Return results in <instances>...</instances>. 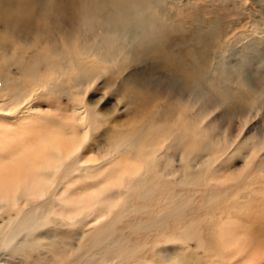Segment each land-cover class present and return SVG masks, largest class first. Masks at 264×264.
Masks as SVG:
<instances>
[{"label": "rangeland", "instance_id": "374dc122", "mask_svg": "<svg viewBox=\"0 0 264 264\" xmlns=\"http://www.w3.org/2000/svg\"><path fill=\"white\" fill-rule=\"evenodd\" d=\"M159 2L161 3V1ZM81 5L83 6L81 7ZM105 6L110 7L107 3ZM101 8H98V12L90 0H0V36L2 37V39L0 37V43H3V45L0 44V48L7 47L4 48L5 51L0 49V119L5 115L11 120L6 124L5 129L11 130L16 126L27 127L32 130L30 132L35 135L33 139L36 142L40 139L41 134L45 135L41 131L46 130L48 126H52L53 131L60 127L65 128L66 131L71 130L78 118L74 108L77 105L82 107L87 104L89 113H94V130L91 136L86 138L81 132L82 126L76 127V133L83 134V151L81 155L77 156L79 158L74 164L73 170L69 169L71 161L68 162V167L62 170L59 182L64 186L66 182L64 175H66L70 180L68 185L72 184L71 180L75 176L81 178L82 183H87L90 171L88 166L98 164L95 169V177L92 179L95 187L101 189L102 192L107 190L104 191L107 194L112 189L116 193L114 191H110V193L117 196H113V199L118 198L117 206L116 199L112 200L114 204L111 203L114 206L109 204L110 202L107 203L108 207H113L110 208L109 214L110 217L115 216L111 219L107 214L104 216L106 217L104 222H100L103 221V216L99 220H95L92 215L90 216V211L93 210V206H90L92 208L89 207L88 212L82 209L70 219L63 220L54 217L57 222H55V226L48 229L53 233L51 239L43 238L46 239L43 240L36 233H32L27 234L26 242L34 243L35 250L41 249L43 242L56 241L55 232L62 235L68 252H71L67 255L68 257L66 256L65 264H85L86 262V264H104V262L108 264L113 261L116 264V262L121 263L124 260L115 256L117 254L112 243L115 239L116 242L122 244L125 254L128 253L126 251H131L130 255L128 253L129 258L125 255L126 260L123 264H129V261L130 264H154V262H156L155 264H165L160 249L173 246L170 243H173L174 240L177 242L178 238V242L174 243L181 249L178 251L179 253L175 254L177 257H185V261L188 260L186 263L190 261L189 259L195 261L194 259L197 258L203 264H213L215 262L213 254L206 253L205 249L200 247L199 237L196 236L199 231H203V233L209 231L211 234L218 233L220 229L225 231L227 225L232 226L229 220L231 214L230 216H237L247 221L251 232L250 234L247 230V236L253 241L263 240L259 241L262 242L259 243V246L255 245L257 243H253L256 247L253 245L252 247L257 249L256 252L259 251L260 263L264 264V143H261L264 142V0H169L165 7L169 11L168 15L165 16V20L160 18L159 20L164 30L173 31L176 35L186 37L183 43L177 45V48L184 50V53L179 57V63L173 65L164 62L160 51L156 48H153L147 61H142L139 64L137 60L132 64H129L130 60L117 65L108 64L99 59L94 60L82 56V61L86 63L84 68H87L86 71L89 74L85 81L87 80V83H91V85L87 86L84 81L77 87L76 67L71 62L80 59L77 56L78 54L81 56V49L84 48L76 43L77 31L79 27L82 28L81 30H85L84 34L88 36H85L86 40H93L95 34L102 31L99 20L103 16L101 11L108 9ZM85 10L86 15L90 17L85 15ZM93 11H95V15ZM94 16L95 18H93ZM212 19L215 20L210 24L222 30L220 43L223 44V50L217 57L218 52L211 57L205 56L203 49L200 48L202 51L200 53L197 47V41L199 42L197 20L204 29H207L209 26L206 25V22ZM82 21L83 23L80 24ZM84 24L85 26H83ZM64 29L67 30L64 31ZM39 32L40 35H38ZM45 32L46 34H44ZM4 34L12 39L11 42ZM31 36L33 39L35 38L34 41ZM17 40L19 42H16ZM27 40L31 44L22 43V41L26 43ZM15 51L18 53L14 56ZM10 53H13V56H10ZM93 65L95 66L93 67ZM67 66L68 68H66ZM57 70H61V73L59 74ZM134 70H139L138 73L142 77L146 76L149 83L147 84L144 80L138 83H128L126 76ZM95 72H97L96 75L90 77ZM9 73H11L10 78L12 77L14 80L18 78L16 81L19 83L16 96L13 98L7 90L4 92L1 89V85ZM12 74L14 75L12 76ZM55 78L56 80H54ZM31 82L38 83L32 84ZM39 83H43V85L39 86ZM13 99L16 103L14 109L20 110L19 116L13 114L14 119L11 113H2V107H7L9 101L11 102ZM105 100L107 102L102 104L101 101ZM185 113L187 118L184 117ZM18 117H21V120H18ZM0 125L1 138L4 139L5 136L10 138L8 135L11 134H5L7 131L2 128V120H0ZM16 133L19 135V132H15L14 135H17ZM11 140L17 142L14 138ZM19 142H24V140H19ZM257 143L261 144L257 145ZM68 145L70 146V144ZM195 145L196 147H194ZM258 146H260L259 149ZM48 148L50 153L57 155V152H54L50 146ZM125 152L130 159L129 166L135 165L139 170L133 171V175L131 172L129 174V171H123L119 180L107 179L110 174H107L106 171L109 169V162L112 158L113 164L110 168L119 166V157H115L113 154ZM47 177H53V174L47 171ZM102 181H104L105 188L101 185ZM148 184L152 189L149 187L147 190ZM156 186L159 188L156 189ZM55 188L56 185H52L47 196H44L48 199L47 203L51 207L58 205L57 196L54 193ZM152 190L156 192H152ZM42 201L43 199H39L35 203L31 202L28 206L33 207ZM125 201L128 202L125 203ZM120 203L121 206H119ZM101 206H97L98 209ZM104 206L106 207V205ZM104 206L100 209H103ZM122 206L123 209H121ZM128 206L131 209L134 207L133 212H135L132 214L130 210L129 214L124 217V214L129 211ZM125 208L128 209L124 212ZM137 208L144 214L140 213ZM111 210L114 211L111 212ZM21 211H15L13 217L22 214ZM120 211H123L124 214L120 215ZM147 211L150 212L149 215ZM118 215H120L119 219L123 217L119 220L121 224L123 222L122 225L120 224L123 228L119 226L120 222L114 219ZM140 215L142 218L144 217L142 219H145L144 221L141 220ZM175 217H179L180 220ZM88 218L90 220L86 221ZM224 219L228 221L222 222ZM107 222L111 228L114 226V230L110 229ZM110 223L112 224L110 225ZM125 223V226L130 229L124 226ZM130 223L133 227L128 225ZM194 223L195 225H193ZM103 224L108 226L107 229L104 228L106 231L99 226ZM115 226L117 227L115 228ZM41 229V232H44L42 226L39 227V230ZM96 231L97 233H95ZM136 231L138 232L136 233ZM111 234H115V238L111 239ZM130 235L131 237H128ZM183 236L189 240H183ZM168 237L169 239H167ZM217 237L220 238L219 233ZM213 238L215 237L213 236ZM81 247L85 252H81L82 255L79 254ZM180 251L183 253L181 254ZM201 251L206 256H202ZM38 253L39 251H36L35 255L37 256ZM47 257L53 258L55 253L50 251ZM93 257L95 259H91ZM75 259L77 260L75 261ZM90 260L93 261L90 262Z\"/></svg>", "mask_w": 264, "mask_h": 264}, {"label": "bare ground", "instance_id": "6f19581e", "mask_svg": "<svg viewBox=\"0 0 264 264\" xmlns=\"http://www.w3.org/2000/svg\"><path fill=\"white\" fill-rule=\"evenodd\" d=\"M159 1H161V3ZM168 1L169 0H96V1L94 0L93 2L97 3V4H94L92 2V0H90V3L93 5L94 8H96L98 10V12H99L98 8H101V7H104V9L108 8L107 6H105L106 3L109 4L110 7L107 10H105V11H103V10L101 11L100 10L101 13L103 12V16L102 17L98 14V16L101 17L99 20H100V27H101L102 31L99 34H95V37H94L93 40H86L85 36H87V35L84 34L85 30H81L82 28L79 27V29L77 31V35H76V39H75L76 43L81 48H82V46L84 47L83 49H81V56L79 54L77 56L80 59H77V60L71 62V63H73L72 65L76 67L75 74L77 75V78H78L77 87H79V85L81 83H84L85 79L89 76V74L86 71L87 68H84V67H86V63H84V61H82V56L84 58L88 57V58H91V59H94V60L99 59L100 61H102L104 63H108V64L109 63H114V64L117 65V64L122 63V62H124L126 60L127 61L130 60L129 64L135 63V61L137 60V63L139 64L142 61H144V62L147 61L148 60L147 58L150 55V53L152 52L153 48H156V49H158L160 51L161 57L163 58L164 62L169 63V64H173V65L176 64V63H179V57L181 56V54L184 53V50L180 49V48H177V45L183 43L185 41L186 37L185 36L176 35V34L173 33V31L168 32L167 30H164V27H163L162 23L159 20V18L162 19V20H165V16L168 15L169 11L165 8L166 7V3ZM82 6L83 5H81V7ZM101 9H103V8H101ZM50 11H49V13H50ZM93 13L95 15V11H93ZM173 14H175V13H173ZM173 14H171V16H173ZM236 14L238 15V13H236ZM82 15H80V16H82ZM85 15H86V10H85ZM86 16H88V15H86ZM98 16H96V17H98ZM88 17H90V16H88ZM48 18H49V16H48ZM51 18H52V16H51ZM93 18H95V16ZM214 20L215 19H212L211 21L206 22V25L209 26V27H207V29H204L202 27V25H200V22L197 20V23L199 24L198 29H197V39L199 40V42L197 41L198 52L201 53L203 51L205 53V56L208 55L210 57L213 54H216L218 52V54L216 55V57H217L223 50L222 49L223 44L220 43V36H221L222 30L217 28L215 25L210 24ZM86 22H87V20H86ZM86 22H84V23H86ZM81 23H83V21L80 22V24ZM76 25H78V22H76ZM79 26H81V25H79ZM83 26H85V24ZM85 29H87V28H85ZM41 30H43V29H41ZM66 30L64 29V31H66ZM1 31L5 32V30H1ZM5 33L7 34L8 32H5ZM44 34H46V32ZM38 35H40V32L38 33ZM5 36H7V35H5ZM33 36L35 37V35H33ZM28 37H29V35H28ZM9 38L10 37H8V39ZM1 39H2V37H1ZM34 39L32 37L33 41H34ZM11 40L12 39H9L10 42H11ZM14 40H15V37H14ZM25 40H26V38H25ZM6 41H5V44H6ZM23 41H22V43H24V44H27V43L31 44V42H29V40H27L26 43L23 42ZM16 42H19V40H17ZM20 43H21V41H20ZM0 44L3 45V43H0ZM14 44H16V43H14ZM16 45H14V46H16ZM4 48H7V47L3 46V49H2V47L0 49H2V51H3ZM16 48H18V46H16ZM24 48H26V47L24 46ZM200 48H202L203 50L200 51ZM21 50H22V47H21ZM16 51H15L14 56L16 55V53H18ZM10 54H9L10 56H13V53H10ZM5 57H7V56H5ZM216 57H215V59H216ZM4 59H6V58H4ZM8 59H9V57H8ZM8 59H6V60H8ZM1 64L3 66V63H1ZM94 66L95 65H93V67ZM66 68H68V66ZM2 70H3V68H2ZM48 70H50V69L48 68ZM139 70H134V71L130 72L129 74H127L126 79H127L128 83H130V82L138 83L141 80H144L147 84L149 83L148 79L146 78V76L142 77L140 75V73H138ZM60 71L61 70H59V71L57 70V72L59 74L61 73ZM62 72H63V70H62ZM5 73H6V70H5ZM96 73L97 72L92 73L90 75V77H94L96 75ZM10 74L11 73H9L7 75V77L4 79L3 85H1V87H2L1 89L4 92H5V90H7L11 94V97L13 98V97L16 96V92L18 90L19 83L16 81V80H18V78H16V80H14V79H12V77L10 78V76H9ZM13 75L14 74H12V76ZM20 77H22V76H20ZM56 78L54 80H56ZM60 79H62V78L60 77ZM57 82H59V81H57ZM34 83L36 84L38 82H34ZM34 83H32V84H34ZM85 83H86L87 86L91 85V83H87V80L85 81ZM40 84L43 85V83H39V86H40ZM25 85H24V87H26ZM61 85L63 86V84H61ZM42 90H44V89H42ZM24 93H26V92H24ZM122 96H123V94H122ZM33 97H35V96H33ZM123 103H124V100H123ZM82 104H83V102H82ZM86 105L87 104H85L84 106H86ZM15 106H16L15 99H13L11 102L9 101L7 107L6 106L2 107V113L3 114L4 113H11V115L14 114V115L19 116L20 115V110L14 109ZM84 106L78 107V105H77V107L74 108L75 109L74 111H76L75 114L78 116V118H77V121L73 124V127H72L71 130H67L66 131L65 128H61L60 127L59 129H55L53 131L52 130L53 128H51L52 126L51 127L48 126V128L46 130L44 129L43 131H41V133H43L45 135L41 134L40 135V139L38 141H36V142H34V139H33V137L35 138V135L30 132L31 129H29L27 127H23V126H16L13 129H11V130H9L8 128L5 129L6 124L10 123L11 120L9 119V117H7L5 115H3V118L0 119V120H2V124H3L2 128H3V130H6L7 133H5V131H3V132L5 134H7V135H8V133L11 134V135H8V136H10V138L7 137V136L4 137V139L8 138L7 140H4L3 138H1L2 136L0 135V264H65L66 263L65 262L66 261V256L69 255V253H71V252H68L67 245L64 242L63 237H62L61 234H58V233L54 232V237L56 238V241L55 242L54 241L53 242H43V245H42L43 247L41 249H38V250H35V246H33L34 243L31 244L30 242H28V243L26 242L27 234L36 233L42 239L43 238L51 239V237L53 236V233L51 231H48V229H50L52 226H55V224H56L55 222H57V221H55L54 217L55 218H59V219H63V220H65L67 218L70 219V217L74 216L77 212H79L82 209L87 211L90 206H93V210H91L93 212L90 211L91 214L90 213L89 214H90V216L92 215V217L95 218V220H99L103 216V219H102L103 221H100V222H104L105 221L104 219L106 218L104 216H106L107 214H108L109 219H111V217L115 216L114 215V216L110 217V214H109L110 208H113V207H108V205L113 202L112 200L116 199V198L113 199L114 198L113 196H115L116 194L110 193V191L113 192L114 190L111 189L110 191H108V194L105 192L106 193V195H105L104 191H107V190H103V192H102L101 189H98V188L95 187L94 181H92V179L95 177V169L97 168L98 164H96V166H94V165H89L88 166V169L90 171L88 172L89 181H87V183L86 182L82 183L81 178H76V176H75L76 179L74 178L73 180H71L72 184L68 185L70 180H68V177L66 175H64V179L66 181L64 186L59 182V179L61 178L62 170L64 168L68 167V162L71 161V165H69V169L73 170L72 168H73L74 164L78 161V158H79L77 156L81 155L82 151H83V146H82L83 145L82 144L83 134L82 135H78L76 133V130H75V129H77L76 127L82 126L81 127V132L84 133L86 138L91 136V134H92V132L94 130V126H95L94 115H93L94 113H92V112L89 113L90 111L88 110L87 106L86 107H84ZM200 112H201V109H200ZM14 115H13V119H14ZM63 116H64V114H63ZM184 117L185 118L188 117V116L186 117V113H185ZM18 120H21V117H18ZM177 120H178V118H177ZM172 124H174V123H172ZM15 132H19V135L17 133H16L17 135H14ZM23 136H25V137H23ZM21 137H23V138L21 139ZM12 138L16 139L17 142L15 143L14 140H13L14 141L13 142L11 140ZM30 138H31V140H29ZM213 138H216V137H213ZM19 140H24V142H19ZM212 140H215V139H212ZM6 141H8V142L6 143ZM3 142L6 143L5 144L6 146H4ZM261 143L263 144L264 142H261ZM68 144H70V146ZM258 144L259 143H257V145ZM156 145H157V143H156ZM48 146H50V148H52L54 150V152H57V155H53V153H50L51 151L49 150ZM194 147H196V145ZM257 148L259 149L260 146H258ZM126 154H127L126 152L125 153H119V154H116V155L113 154V156L119 157V160H118L119 166H116V167H114L112 169L110 168V166L113 164V162H112L113 158H112L111 162H109V164H110L109 169L106 171L107 174H110V176L107 179H109V180H119L120 177L122 176L123 171L124 172L129 171V174H130V172L132 174L133 171L135 172V170L138 169V168H136L135 165L134 166L133 165L129 166L130 159L126 156ZM182 154H184V153H182ZM249 158H250V156H249ZM82 163L84 164V161H82ZM128 166H129V168H128ZM51 169H54V170H51ZM152 170H154V169L152 168ZM47 171H48V173L53 174V177H47ZM256 171H258V170L256 169ZM145 176H146V174H145ZM81 177H82V174H81ZM132 177H135V176H132ZM161 180H163V179H161ZM193 180H195V179H193ZM179 183H180V181H179ZM115 184H117V183H115ZM52 185H56V188H55L56 191L54 193L57 196L58 205H55V207H51L50 205H48V203H47L48 199L44 197V196H47L48 192L50 191V187ZM101 185L105 188L104 181L101 182ZM149 185L150 184H148V187L146 186L147 190H148L149 187L151 188V186H149ZM157 188H159V187L156 186V189ZM187 188H189V187H187ZM139 190H141L140 187H139ZM125 191H126V189H125ZM135 192H134V195L137 194V192H136V194H135ZM140 192H142V191H140ZM152 192H156V191L152 190ZM171 192H172V190H171ZM103 193H104V195H103ZM114 193H116V192L114 191ZM161 193H162V191H161ZM115 197H117V196H115ZM132 197L133 198H137L136 196L135 197L132 196ZM161 197H163V196H161ZM120 198L121 197L119 196V199ZM39 199H41V200L43 199V201L41 203L35 204L34 206L32 205L33 207L28 206L31 202L35 203ZM117 199L115 200L116 201V206L118 205L117 204L118 203ZM130 200H132V199H130ZM211 200H212V198H211ZM119 201H122V200H119ZM154 201L156 202L155 199H154ZM126 202H128V201H125V203ZM107 203H109V204H107ZM113 204H114V202H113ZM113 204H111V205H113ZM100 205H102L101 207L106 205V207L104 206L103 209H100L101 207H99V209H98L97 206H100ZM119 206H121V203H120ZM171 206H173V205H171ZM171 206H169V207H171ZM91 208L92 207H90V209ZM180 208H181V206H180ZM121 209H123V206H122ZM126 209H128V208H125L123 211L125 212ZM133 209H134V207L132 209L129 207L128 213L124 214L123 211L122 212L120 211L119 213H120V215H121V213L124 214V217H126L125 215L129 214L130 210L132 211V214L135 212V211L133 212ZM137 209H139V208H137ZM152 209H153V207H152ZM17 210H22L21 211L22 214L20 213L16 217H13L14 212L17 211ZM112 211H114V210H111V212ZM173 211H175V210H173ZM114 213H117V212H114ZM136 213H138V212H136ZM140 213H142L141 210H140ZM140 213H138V214H140ZM149 213L150 212H148V215H149ZM89 214H87V215H89ZM142 214H144V213H142ZM85 215H84V217L86 218ZM111 215H112V213H111ZM120 215H118L114 219H116L118 221L121 220L123 217L121 219H119ZM230 215H229V220H230L232 226L227 225V227L225 228V231L223 229H220L219 232H218L220 238H222L223 240H221L220 238L217 237L218 233L211 234L209 231H205L204 233H203V231L202 232L199 231V233H198V235L196 237H199V241H200L199 245H200V247L205 249L206 253L213 254L214 261H215L214 263H217V264H225V263H227V264H261L260 263L261 262L260 253H258L259 251L256 252L257 249H255L254 247L259 246V243L260 244L262 243V242H259V241H263V240H259L258 242L257 241L256 242L253 241L249 236H247L248 235V233H247L248 231L251 234V232H250V230L248 228V225H247L248 224L247 221L242 220L241 218H239L237 216L235 217L233 215L232 216H230ZM140 216H141V220H142L144 217L142 218V215H140ZM168 216H170V215H168ZM146 217H148V216H146ZM9 218H10V220H7ZM138 218H139V216H138ZM175 218H177V217H175ZM175 218H174V220H175ZM133 219H135V218L133 217ZM151 219H154V218L152 217ZM177 219H179V217ZM87 220H90V218L86 219V221ZM126 220H128V219H126ZM144 220H142V221H144ZM112 221H113V219H112ZM129 221H130V219H129ZM227 221L228 220L224 219L222 222H227ZM108 222H110V221H108ZM155 222H154V224H155ZM172 222H174V221H172ZM172 222H171V224H172ZM65 223H67V222H65ZM126 223H129V222H126ZM126 223L124 224V226L126 225ZM176 223H177V221H176ZM178 223H180V222H178ZM81 224H82V222H81ZM111 224L112 223H110V225ZM120 224H121V222L119 223V226H120ZM122 224H123V222H122ZM131 224L132 223H130L128 225L130 226ZM60 225H62V224H60ZM103 225H105V226L103 227ZM103 225H99V226L102 227L101 229L106 231L104 229L106 227V224H103ZM113 225H114V223H113ZM193 225H195V223ZM40 226L43 227V231L44 232H41L42 229L39 230ZM108 226H109V223H108ZM131 226L133 227V225H131ZM142 226H144V225H142ZM147 226H149V225H147ZM82 227H84V226H82ZM94 227H95V225H94ZM107 227H106V229H107ZM109 227H110V229L113 228V230H114V226L112 228H111V226H109ZM116 227L117 226H115V228ZM120 227L123 228V226H120ZM125 227L129 228L128 226H125ZM169 227H170V225H169ZM165 228H163V229H165ZM252 229L255 230L254 228H252ZM131 230H133V229H131ZM165 230H168V229H165ZM97 231L95 233H97ZM126 231H129V230H126ZM133 231H135V230H133ZM112 232L115 233L114 231H112ZM137 232L138 231H136V233ZM173 233L171 234L172 237H173ZM147 235H148V233H147ZM213 236L215 238H213ZM128 237H131V235L128 236ZM181 237H182V235H181ZM183 237H184L183 240L190 238L189 235H188V238L186 236H183ZM113 238H115V234H111V239H113ZM174 238H176L175 235H174ZM28 239H29V237H28ZM46 239H43V240H46ZM116 239H119V238L116 237ZM167 239H169V237ZM136 240H137V238H136ZM99 241L104 242L103 240H99ZM251 241H253V242L251 243ZM33 242H35L34 239H33ZM120 242H121V240H120ZM168 242H169V240H168ZM177 242H178V238H177ZM177 242H175V240H174L173 243H170L171 245L173 244L174 247L170 246V247L164 248L162 250L160 249V251H162V253H163V260H165V264H203L201 262V260L195 258V256H194V258H195L194 260L195 261H191V259H189L190 261L188 263H186L188 260L185 261V259H184L185 257L184 258L177 257V255H175V254L179 253L178 251L181 250L180 248H178L179 246L176 247L177 245L176 246L174 245V243H177ZM112 243L114 244V250H115V252L117 254L115 256H117V258H121V259H123L125 261L126 260L125 259V255H126V257H128V253L130 255L131 251L130 252L126 251L128 253L125 254V249H124V247L122 246L121 243L116 242L115 239H114V241ZM131 243H133V242H131ZM157 243L159 244V241ZM162 243H164V242H162ZM253 243H257V244H255L256 246H254ZM126 245H128V244H126ZM139 245H141V244H139ZM147 245H149V244H147ZM252 245L254 247H252ZM47 246H49V247H47ZM136 246H137V244H136ZM181 246H182V244H181ZM146 247H148V246H146ZM151 247H152V245H151ZM158 247H159V245H158ZM137 249H135V250H137ZM147 250H149V249H147ZM261 250L263 251V249H261ZM36 251H39L37 256L35 255ZM50 251H53L55 253V257H53V258H48L47 257V255H49ZM81 252H84V250H82V247L80 248V252H79V254L82 255ZM102 252H99V253H102ZM247 252H249V254H247ZM140 253H143V252H140ZM162 253H161V256H162ZM182 253L183 252H181V254ZM79 254H78V256H79ZM191 254L194 255V253H191ZM91 255L95 256L93 254H91ZM101 255H99V256H101ZM112 255H114V254H112ZM202 256H206V255L203 253ZM202 256H200V257H202ZM107 257H108V255H107ZM135 257H137V256H135ZM191 257H192V255H191ZM91 259H95V258L93 257ZM76 260L77 259H75V261ZM133 260H135V259H133ZM86 261H87V259H86ZM92 261L90 260V262H92ZM124 261H122L121 263L123 264ZM114 263H115V261H113L111 263H108V264H114ZM121 263L116 262V264H121ZM155 263L156 262H154V264ZM104 264H107V263L104 262ZM129 264H130V261H129ZM157 264H159V263H157Z\"/></svg>", "mask_w": 264, "mask_h": 264}, {"label": "snow or ice", "instance_id": "6c2138e0", "mask_svg": "<svg viewBox=\"0 0 264 264\" xmlns=\"http://www.w3.org/2000/svg\"><path fill=\"white\" fill-rule=\"evenodd\" d=\"M106 102H107L106 100H105V101H101L102 104H104V103H106Z\"/></svg>", "mask_w": 264, "mask_h": 264}]
</instances>
